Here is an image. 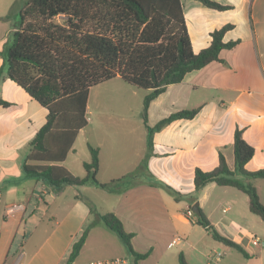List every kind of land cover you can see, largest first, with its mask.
<instances>
[{
    "label": "crops",
    "instance_id": "obj_1",
    "mask_svg": "<svg viewBox=\"0 0 264 264\" xmlns=\"http://www.w3.org/2000/svg\"><path fill=\"white\" fill-rule=\"evenodd\" d=\"M214 1L232 8L217 10L199 0H182L194 51L198 53L208 47L211 33L226 24L233 27L225 33L224 41L239 42L233 48L222 49L221 60L188 72L181 82L168 85L152 100L148 111L150 126L181 110L198 108V112L191 119L173 120L155 132L147 166L143 163L149 152L148 132L142 110L149 91L120 76L90 89L87 116L88 113L92 116H88V125L78 137L85 133L89 143L99 148L100 182L122 179L108 188L94 184L55 187L25 174L24 158L31 140L46 123L48 111L15 81L0 77V98L9 102L0 103L3 191L0 221L9 222L10 239V248L4 247L0 264H68L71 248L85 230L86 241L74 262L127 257L130 264H135L126 244L102 222L101 215L107 212H114L126 231L134 234L132 243L136 251H150L139 264H165L168 259L163 261L166 250L162 243L169 248L180 237L181 228L190 222L181 210L192 208V203L187 206L186 201H172L149 177H160L163 172V177H167L163 179H168L178 191L192 193L195 169L215 168L220 151L234 169L233 135L237 126L244 129V137L256 149L246 167L252 171L264 168V0ZM8 6L9 0H0V17L6 16ZM15 14L16 11L17 18L18 13ZM17 27L10 19L0 18V50ZM2 64L0 56V68ZM94 88V95L101 101L98 111L89 105ZM90 135L95 137V142ZM75 151L74 144L70 153ZM90 159L91 153L89 158L81 160L83 167ZM64 165L76 175H86L85 168L82 174ZM124 179L129 180L124 182ZM251 181L264 203V178ZM231 187L209 183L196 193L193 203L198 201L211 224L222 235L242 245L247 253L259 248L257 260L264 264V221L251 212L246 193L247 197L234 193L236 198H222L231 193L228 189ZM49 196L53 201L47 204L48 210L43 214L41 204L47 203ZM213 196L215 202L211 206ZM227 200L229 203L224 206ZM245 200L247 207L240 211L239 202L245 204ZM13 205L18 208L8 214L7 209ZM59 211L64 214L60 216ZM22 225L20 250L12 251ZM253 235L260 238V245L253 243ZM228 252L225 249L220 259H214V264H226L223 256H229ZM217 253L221 252H216L215 257ZM179 254H176L177 262ZM250 259L246 256L243 264H248L246 260Z\"/></svg>",
    "mask_w": 264,
    "mask_h": 264
},
{
    "label": "trees",
    "instance_id": "obj_2",
    "mask_svg": "<svg viewBox=\"0 0 264 264\" xmlns=\"http://www.w3.org/2000/svg\"><path fill=\"white\" fill-rule=\"evenodd\" d=\"M217 10H227L214 0H199ZM19 24L0 50L3 64L0 77L15 81L47 111V121L31 140L23 161L27 176L37 177L55 187L94 184L112 186L98 179L99 148L88 143L90 161L84 162L85 176L74 174L64 161L73 149L80 131L88 125L87 106L90 89L120 76L126 82L148 90L142 110L147 128L148 155L154 145V134L176 119H191L198 108L181 110L162 119L155 126L148 123L150 103L170 84L181 82L188 72L201 69L220 52L233 48L239 41H224L233 27L226 24L214 30L211 44L196 53L188 31L182 0H27L18 10ZM63 17V19H60ZM0 103L8 101L0 98ZM235 166L232 169L223 151L212 170L195 169V190L182 194L171 185L176 200L182 196L196 199V193L209 183L235 187L249 197L251 212L264 221V203L251 181L264 178V168L249 170L246 165L256 153L237 126L233 135ZM241 174L244 179L236 177ZM159 185V184H157ZM197 222L212 237L248 256L238 242L222 235L200 208ZM102 222L126 244L135 264L149 256L134 249L133 233L126 231L122 220L114 213L101 215ZM87 237L85 230L73 244L69 262L79 255ZM180 264H190L183 253Z\"/></svg>",
    "mask_w": 264,
    "mask_h": 264
},
{
    "label": "rangeland",
    "instance_id": "obj_3",
    "mask_svg": "<svg viewBox=\"0 0 264 264\" xmlns=\"http://www.w3.org/2000/svg\"><path fill=\"white\" fill-rule=\"evenodd\" d=\"M11 2V3H10ZM27 0H9V6L5 9L6 10V16L0 17V18H4V19H10L11 22L17 24H19V15L18 10L19 7L21 5H23L24 3H26ZM16 11L17 14V18L14 17V13ZM15 14V15H16ZM60 19H63V17H60ZM96 90V88H94L93 90V94L91 97V100L89 102L90 105V109H94L96 111L99 110V106L101 105V101L99 99L98 95H94V91ZM123 105V103H122ZM88 116L91 117L92 113H88ZM90 138L92 140V142H95V137L90 135ZM89 139H87L86 134H81L75 143V148L77 151L70 153L69 155V159L66 163V165L70 166L72 168V170H74L75 172H82V174L85 172L84 167L81 163L82 159L85 158H89L90 156V150L88 147V143H89ZM91 144V143H90ZM76 174V173H75ZM162 175L158 176H152L149 177V179L151 181L154 182V184H159V187L161 188V192L163 193V195H166L167 197L171 198L172 201H176L174 194L168 190L165 187L160 186L161 183H168L169 185H171L173 188L175 187L172 183H169L167 180L168 179H163V178H167V177H163V172L161 173ZM79 175V174H77ZM236 177L240 178V179H244V177L237 173ZM129 179H124V182L128 181ZM176 188V187H175ZM230 189L229 191H231V193L229 195L223 196L222 198L226 197L229 198L230 196H233L234 193H237L239 195H241V197H247L245 196L244 192H240V190H238L237 188H228ZM177 190V188H176ZM178 191V190H177ZM181 192V191H179ZM182 194H191V193H184L181 192ZM193 193V192H192ZM236 198V197H235ZM214 196L212 197V200L210 201V205H213V202H215L214 200ZM240 199V198H239ZM195 200V198H192L191 196H182L179 198V201L183 202L186 201L187 206L188 204H191V206L194 205L193 201ZM53 198L51 196L48 197V202L47 203H42V213L45 214L48 210V205H50V203H52ZM225 205L227 203H229V201H225ZM174 203V202H173ZM239 209L240 211H242V208L247 207V202L245 200V204L241 203V201L239 202ZM48 204V205H47ZM187 210H181V212H186ZM60 213V211H59ZM221 213V211H220ZM64 214V212L62 211L60 213V216H62ZM216 216H218V213H216ZM238 216V215H236ZM194 219L195 221L192 222L191 220H189V223H185L183 225V227L181 228V233L179 234V238L181 240V243H177L174 246H170L169 244V248H166L167 244L162 243V246L164 247V250H166V256L163 259V261H165V264H179V262H177V257L176 254L179 253H183L186 260L189 262H191L192 264H214V259L211 261V257H213L215 255L216 252H225V249L227 251H230L228 253H230L229 256L224 255L223 258L227 259L226 264H243V261L245 262V255L240 252L239 250H235V249H230L229 247H227L224 244H220L217 242V240H215L212 235L206 231L205 227L202 226L201 224H199L197 222V214H194ZM36 220V219H34ZM52 220V219H51ZM9 223V222H8ZM8 223H6L4 220L0 221V231H1V248H0V255L3 253L4 251V247L6 246L9 250L10 248V239H9V230H8ZM24 229V225H22L21 228V233L19 234L17 240L14 242V246L12 248V251H17L20 250V242L22 240L23 237V230ZM179 240V241H180ZM11 243H13V241H11ZM166 246V247H165ZM259 248H255L254 251H250L248 250V257H250V260H246L248 264H259V260H257L258 256H259ZM204 254H206L204 256ZM211 255V256H207V255ZM232 254V255H231ZM222 258V259H223Z\"/></svg>",
    "mask_w": 264,
    "mask_h": 264
},
{
    "label": "built area",
    "instance_id": "obj_4",
    "mask_svg": "<svg viewBox=\"0 0 264 264\" xmlns=\"http://www.w3.org/2000/svg\"><path fill=\"white\" fill-rule=\"evenodd\" d=\"M2 203H3V191L0 188V217H1V207H2ZM16 208H18V205H13V206L9 207L7 209V213L8 214L13 213L16 210ZM194 214H195V212L193 211L192 208H188L187 209V211H186V217L188 218V220H191L192 222H194L195 221ZM179 239H180L179 237L176 238V239H174L170 243V246L175 245L179 241ZM252 240H253V243L255 245H260L261 244V240L257 236H254L253 235ZM0 242H1V234H0ZM221 256H222V253H217L216 257L215 256L211 257V261L213 259H215V258L216 259H220ZM68 264H130V259L127 258V257H114V258H110V259L92 260V261L85 262V263H78V262L71 261Z\"/></svg>",
    "mask_w": 264,
    "mask_h": 264
},
{
    "label": "water",
    "instance_id": "obj_5",
    "mask_svg": "<svg viewBox=\"0 0 264 264\" xmlns=\"http://www.w3.org/2000/svg\"><path fill=\"white\" fill-rule=\"evenodd\" d=\"M192 209L198 216L201 214L200 206H199V202L198 201L196 203H194V205L192 206Z\"/></svg>",
    "mask_w": 264,
    "mask_h": 264
}]
</instances>
